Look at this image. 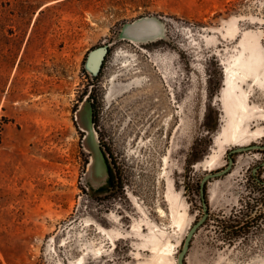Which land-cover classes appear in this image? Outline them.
I'll return each mask as SVG.
<instances>
[{"label": "rangeland", "instance_id": "374dc122", "mask_svg": "<svg viewBox=\"0 0 264 264\" xmlns=\"http://www.w3.org/2000/svg\"><path fill=\"white\" fill-rule=\"evenodd\" d=\"M0 126V264H177L264 146V0H0ZM232 156L185 264H264V150Z\"/></svg>", "mask_w": 264, "mask_h": 264}, {"label": "water", "instance_id": "95a60500", "mask_svg": "<svg viewBox=\"0 0 264 264\" xmlns=\"http://www.w3.org/2000/svg\"><path fill=\"white\" fill-rule=\"evenodd\" d=\"M253 149H264V146H261V145L240 146L238 148L231 150L228 154V158H229L228 166L220 172L209 173V174L205 175L204 178L202 179L201 184H200V186H201L200 191H201V198H202V203H203V210L205 211V214L189 230V232L186 236V239L184 241L182 250L180 251V253L178 255L177 264H185L186 256H187L188 251L190 250V247H191L192 239H193L194 235L196 234V232L199 230V228L201 226H203V224L205 223V221L208 218V212H207L208 211V203L206 200L207 182L210 179H213V178H216V177L230 173V171L232 170V168L235 164V161H234L232 154L241 153V152L249 151V150H253Z\"/></svg>", "mask_w": 264, "mask_h": 264}, {"label": "trees", "instance_id": "16d2710c", "mask_svg": "<svg viewBox=\"0 0 264 264\" xmlns=\"http://www.w3.org/2000/svg\"><path fill=\"white\" fill-rule=\"evenodd\" d=\"M104 66H105V62L102 63V66H101V70H100V73H102L103 69H104ZM92 94L93 92H91L88 96V100L91 102V109H92V119H93V122L95 124H97V119L99 117V112H98V108L96 106V102L95 100H93L92 98ZM0 131H1V126H0ZM101 152L104 156V159H105V162H106V166H107V170H108V176H109V182L111 184V186H115V173L117 174V172L114 170V168L111 166V163L109 161V158L111 157V154H110V151L108 149V147L105 145V144H101ZM109 155V156H108ZM115 172V173H114ZM119 179V178H118Z\"/></svg>", "mask_w": 264, "mask_h": 264}, {"label": "bare ground", "instance_id": "6f19581e", "mask_svg": "<svg viewBox=\"0 0 264 264\" xmlns=\"http://www.w3.org/2000/svg\"><path fill=\"white\" fill-rule=\"evenodd\" d=\"M137 73V72H135ZM153 97H157V103L156 104H153L151 101H150V105L153 106L157 109V111H159L160 107H162V105L164 104V102L166 101V98L165 96L162 94V91L159 92L156 90V88H152L151 91H149V93L147 94L146 97H143V98H139V99H136L135 100V104L136 106H142V107H148V103H149V100ZM164 213V212H162Z\"/></svg>", "mask_w": 264, "mask_h": 264}, {"label": "flooded vegetation", "instance_id": "af4514ba", "mask_svg": "<svg viewBox=\"0 0 264 264\" xmlns=\"http://www.w3.org/2000/svg\"><path fill=\"white\" fill-rule=\"evenodd\" d=\"M260 150H264V149H260Z\"/></svg>", "mask_w": 264, "mask_h": 264}]
</instances>
